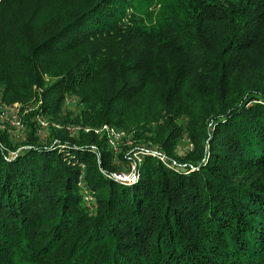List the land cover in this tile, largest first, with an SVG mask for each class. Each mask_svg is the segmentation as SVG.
<instances>
[{"label":"trees","instance_id":"16d2710c","mask_svg":"<svg viewBox=\"0 0 264 264\" xmlns=\"http://www.w3.org/2000/svg\"><path fill=\"white\" fill-rule=\"evenodd\" d=\"M0 100V264H264V0H0Z\"/></svg>","mask_w":264,"mask_h":264},{"label":"rangeland","instance_id":"374dc122","mask_svg":"<svg viewBox=\"0 0 264 264\" xmlns=\"http://www.w3.org/2000/svg\"><path fill=\"white\" fill-rule=\"evenodd\" d=\"M67 103L69 104V108L66 109L65 111H63V113L70 116V120L68 122L67 130L71 136H75L82 129V127H80L79 125H76V124H79V122L77 121V118L79 117V114L82 111V107L78 106V102L74 98L73 99L70 98ZM33 108H34V105H31V104H30V106H26V105H24L23 107L20 106L18 108L20 118H22V119L25 117L27 118V115H29L33 111ZM64 120H65V118H64ZM0 123L2 125V127L0 126V129L7 131V133L11 137L21 139L24 137V135L26 133V126L24 127V130L17 131L16 129L11 127V122H8L7 118H2V121L0 120ZM51 125L54 126V124H51ZM56 126L57 125H55V127ZM49 127H50V124L46 129H42L43 133L41 134V136L43 138H49V136H47V134H48L47 129ZM72 127H80V129L73 132L71 130ZM85 132H89V131H87V129H85ZM97 133H99V132H97ZM113 133L115 134V136H114L115 139L113 138V136H112V138L115 141H114V143H112V145H113V148L115 150V153H118V154L124 153V154L128 155L130 164L132 162V164H131L132 165V172L131 173H129V174L118 173V174L114 175L116 177H121V176L126 177V179L123 180L125 183L127 182V183L131 184V183H134L136 179H138L139 174H138V169H137L136 164H135V160L138 161L139 155L145 154V153L155 154V152H156V154L159 155L160 157H162L163 159L167 156V155H165V153H162V152L160 153V151H158V152L155 151L154 153H152L151 149H145V148L138 149L139 146H137V148H132L133 142H135L134 137H131V135L127 134L126 132H117L114 130ZM78 137L79 136H77L76 138H78ZM109 138H111V137L109 136ZM184 138H185V140L183 141L181 147L178 148V151L176 152V154H178L180 157H187L188 152H190L193 148L189 137L186 135V137H184ZM110 142H111V140H110ZM153 149H156V148H153ZM131 150H133V151H131Z\"/></svg>","mask_w":264,"mask_h":264},{"label":"built area","instance_id":"2783aa9c","mask_svg":"<svg viewBox=\"0 0 264 264\" xmlns=\"http://www.w3.org/2000/svg\"><path fill=\"white\" fill-rule=\"evenodd\" d=\"M23 107V104H14V105H7L4 104L2 101H0V120L2 121V118H7L8 122H11V127H13L14 129H16L17 131H22L24 130V123L22 118H20V114H19V107ZM38 122L41 126L42 129H46L49 126V122L48 120L43 116V115H38ZM0 126L2 127L1 123ZM57 128H59V126H56ZM80 127H72L71 130L73 132L79 130ZM105 130H107L109 132V136L111 137V143H114L115 140H113V138L115 139V134L113 133L114 130L108 128L107 126L104 127ZM87 131H90V129H87ZM101 130H97V132H100ZM113 136V138H112ZM162 158V157H161ZM120 180H125L126 177H117Z\"/></svg>","mask_w":264,"mask_h":264}]
</instances>
